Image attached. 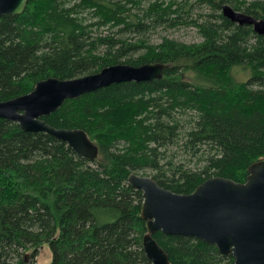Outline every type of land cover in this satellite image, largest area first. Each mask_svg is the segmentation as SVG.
I'll return each mask as SVG.
<instances>
[{
    "label": "trees",
    "instance_id": "16d2710c",
    "mask_svg": "<svg viewBox=\"0 0 264 264\" xmlns=\"http://www.w3.org/2000/svg\"><path fill=\"white\" fill-rule=\"evenodd\" d=\"M225 4L264 20V0H29L21 15L0 17V102L51 77L165 66L161 80L114 84L44 119L83 130L99 147L94 162L0 119V264H151L131 174L150 172L181 195L215 177L247 181L264 160V37L226 19ZM179 25L202 42L149 43ZM153 238L171 264H234L197 239Z\"/></svg>",
    "mask_w": 264,
    "mask_h": 264
},
{
    "label": "water",
    "instance_id": "95a60500",
    "mask_svg": "<svg viewBox=\"0 0 264 264\" xmlns=\"http://www.w3.org/2000/svg\"><path fill=\"white\" fill-rule=\"evenodd\" d=\"M29 0H0V17L21 15ZM223 16L240 26H251L264 37V20L223 6ZM161 63L140 67L117 64L97 74L62 80L48 78L33 91L0 102V119L17 123L25 132L46 133L67 143L75 153L94 162L99 147L80 129H57L44 119L67 100L121 83H147L161 80ZM129 184L143 193L141 216L146 221L144 252L151 264H171L169 256L153 236L188 237L212 244L234 264H264V160L252 164L245 183L215 177L199 185L188 195L166 190L150 177L131 174Z\"/></svg>",
    "mask_w": 264,
    "mask_h": 264
},
{
    "label": "rangeland",
    "instance_id": "374dc122",
    "mask_svg": "<svg viewBox=\"0 0 264 264\" xmlns=\"http://www.w3.org/2000/svg\"><path fill=\"white\" fill-rule=\"evenodd\" d=\"M170 0H165L166 4H168ZM180 2V0H178ZM196 0H192L194 3ZM201 13L200 10H196L193 12V17H196ZM190 20L191 17H188ZM167 37L170 39L177 40L179 42L185 43V44H196L202 42V38L198 34L197 30L195 28L189 27L188 25H179L175 28H161L158 30L156 34H149L148 39L150 44H158L162 40V38ZM146 174V175H145ZM138 176H144V177H151L152 173L150 172H144L140 174H136ZM48 256L47 252L41 255V260L45 261Z\"/></svg>",
    "mask_w": 264,
    "mask_h": 264
}]
</instances>
